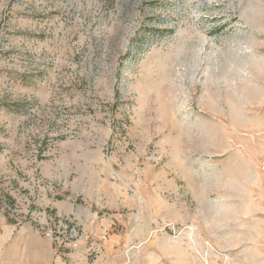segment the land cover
Listing matches in <instances>:
<instances>
[{
    "label": "rangeland",
    "instance_id": "1",
    "mask_svg": "<svg viewBox=\"0 0 264 264\" xmlns=\"http://www.w3.org/2000/svg\"><path fill=\"white\" fill-rule=\"evenodd\" d=\"M261 124L264 0H0L9 220L57 218L54 199L84 203L91 185H167L168 203L223 169L250 185Z\"/></svg>",
    "mask_w": 264,
    "mask_h": 264
},
{
    "label": "crops",
    "instance_id": "2",
    "mask_svg": "<svg viewBox=\"0 0 264 264\" xmlns=\"http://www.w3.org/2000/svg\"><path fill=\"white\" fill-rule=\"evenodd\" d=\"M257 170L250 185H226L224 169L223 184L170 185L169 203L167 185H155L154 195L138 190L137 199L129 185H91L80 194L95 198L54 199L49 206L57 218L71 220L73 236L63 243L42 234L46 219L21 222L0 214V264H264V178ZM167 223L173 232H165ZM92 248L98 252L89 256Z\"/></svg>",
    "mask_w": 264,
    "mask_h": 264
},
{
    "label": "built area",
    "instance_id": "3",
    "mask_svg": "<svg viewBox=\"0 0 264 264\" xmlns=\"http://www.w3.org/2000/svg\"><path fill=\"white\" fill-rule=\"evenodd\" d=\"M261 166H262L261 169L264 171V162L262 163ZM70 221L71 220L69 219L67 220V219H59V218H53V219L50 218L46 224L40 225V231L46 238L52 241L59 238L63 243V241H67L71 239L73 236L70 230V224H71ZM100 240L106 241L107 237L102 236L100 237ZM73 247L74 248L78 247V243H74ZM97 252L98 249L92 248L89 250L88 255L93 256Z\"/></svg>",
    "mask_w": 264,
    "mask_h": 264
}]
</instances>
